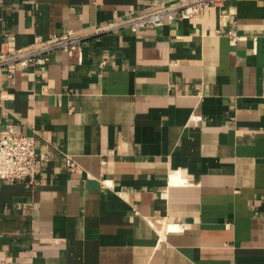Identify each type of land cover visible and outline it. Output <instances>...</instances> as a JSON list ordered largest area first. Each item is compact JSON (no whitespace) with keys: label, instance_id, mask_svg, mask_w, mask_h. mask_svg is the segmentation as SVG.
I'll return each instance as SVG.
<instances>
[{"label":"crops","instance_id":"obj_1","mask_svg":"<svg viewBox=\"0 0 264 264\" xmlns=\"http://www.w3.org/2000/svg\"><path fill=\"white\" fill-rule=\"evenodd\" d=\"M170 1L0 0V50L82 36L0 75L37 153L0 181V264H264V0L95 31Z\"/></svg>","mask_w":264,"mask_h":264},{"label":"built area","instance_id":"obj_2","mask_svg":"<svg viewBox=\"0 0 264 264\" xmlns=\"http://www.w3.org/2000/svg\"><path fill=\"white\" fill-rule=\"evenodd\" d=\"M224 0H173L157 7L125 17L123 19L95 27L96 32L127 28L133 32L140 31L146 26L158 27L166 20L176 21L198 15L202 8L208 5H220ZM231 43L238 40V36L229 31ZM82 36L73 32L52 35L47 39H38L34 43L17 47L9 38L0 50V75L5 73L12 81L15 79L17 68H26L30 63L44 64L49 55L55 51L81 50ZM35 139L16 130L8 124L0 129V181L1 180H31L35 174ZM47 159L48 155H44ZM66 165L73 170L76 165L67 156Z\"/></svg>","mask_w":264,"mask_h":264}]
</instances>
